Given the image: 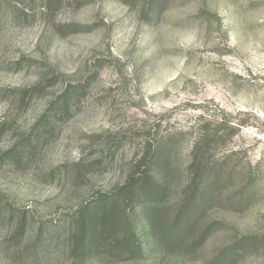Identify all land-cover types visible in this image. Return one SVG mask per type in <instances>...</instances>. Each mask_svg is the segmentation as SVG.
Segmentation results:
<instances>
[{"label":"rangeland","instance_id":"obj_1","mask_svg":"<svg viewBox=\"0 0 264 264\" xmlns=\"http://www.w3.org/2000/svg\"><path fill=\"white\" fill-rule=\"evenodd\" d=\"M205 129L201 157L235 175L194 199L190 243L220 222L199 251L149 237L140 195L78 247L82 209L133 169L169 168L160 214L178 210ZM247 235L234 264H264V0H0V264H215Z\"/></svg>","mask_w":264,"mask_h":264},{"label":"trees","instance_id":"obj_2","mask_svg":"<svg viewBox=\"0 0 264 264\" xmlns=\"http://www.w3.org/2000/svg\"><path fill=\"white\" fill-rule=\"evenodd\" d=\"M208 131L205 129L201 132L191 152V157L185 166L187 181L184 185L190 193V198L186 199L181 207L169 215L167 219L160 214L163 203V196L167 190V175L170 172L169 168L157 169L156 174H150L146 171L133 169L127 176L126 182L111 193H106L103 198L109 200L110 205L106 207L101 204V208L94 215H91L92 208L84 207L79 218L80 234L76 237L79 248H82L87 240L86 227L89 220H95L101 224H111L110 222L117 217L120 203L127 201L135 202L137 196L146 197L142 202V214L145 219L148 236L154 241L165 246L183 251L185 255L196 253L209 239L213 229L220 222H212L202 228L199 238L190 243L191 234L197 229L201 219L203 208L200 204L196 205L194 199L196 195L209 194L212 196L217 189L220 190L222 183L233 179L235 172H227L225 169L214 168L213 163L207 161L201 155L204 153V144L209 141ZM173 151L169 146L162 149L157 148V152L151 160L154 164H163L165 159H170ZM141 162V161H140ZM154 175V176H153ZM160 177H157V176ZM162 179V180H161ZM151 198L147 200V197ZM193 197V198H192ZM112 200V201H111ZM91 209V210H90ZM166 214V213H165ZM130 222H127V226ZM90 226V225H89ZM106 226V225H105ZM110 227V226H108ZM253 236H244L238 238L228 247H224L218 251L215 258V264H234L235 261L243 256L251 245L254 244ZM123 248L134 255H142L143 245L133 226H130L129 234L121 243Z\"/></svg>","mask_w":264,"mask_h":264}]
</instances>
